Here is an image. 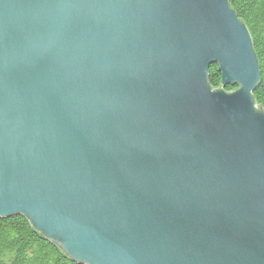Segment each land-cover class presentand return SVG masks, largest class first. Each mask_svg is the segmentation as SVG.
<instances>
[{"label":"water","instance_id":"water-1","mask_svg":"<svg viewBox=\"0 0 264 264\" xmlns=\"http://www.w3.org/2000/svg\"><path fill=\"white\" fill-rule=\"evenodd\" d=\"M259 77L229 0H0V217L83 264H264Z\"/></svg>","mask_w":264,"mask_h":264},{"label":"trees","instance_id":"trees-1","mask_svg":"<svg viewBox=\"0 0 264 264\" xmlns=\"http://www.w3.org/2000/svg\"><path fill=\"white\" fill-rule=\"evenodd\" d=\"M231 8L249 31L259 65V82L252 93L256 109L264 111V0H229ZM207 80L221 88L217 64H211ZM238 85L225 87L232 91ZM0 264H83L71 259L59 243L45 237L30 220L14 214L0 217Z\"/></svg>","mask_w":264,"mask_h":264}]
</instances>
